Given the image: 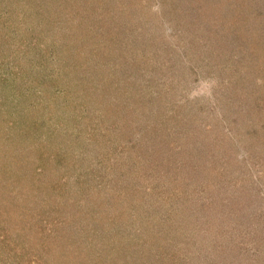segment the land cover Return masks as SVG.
I'll return each mask as SVG.
<instances>
[{
    "label": "rangeland",
    "instance_id": "obj_1",
    "mask_svg": "<svg viewBox=\"0 0 264 264\" xmlns=\"http://www.w3.org/2000/svg\"><path fill=\"white\" fill-rule=\"evenodd\" d=\"M0 264H264V0H0Z\"/></svg>",
    "mask_w": 264,
    "mask_h": 264
}]
</instances>
